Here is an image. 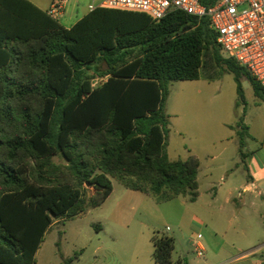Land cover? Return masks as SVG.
I'll use <instances>...</instances> for the list:
<instances>
[{"label": "trees", "instance_id": "trees-1", "mask_svg": "<svg viewBox=\"0 0 264 264\" xmlns=\"http://www.w3.org/2000/svg\"><path fill=\"white\" fill-rule=\"evenodd\" d=\"M210 49L241 101L243 76L264 100L249 72L223 58L207 18L101 8L68 29L30 0H0V264H37L54 220L100 206L112 179L159 204L197 201L200 161L169 159L166 105L172 82L199 80ZM102 62L109 78L93 88ZM152 243L156 264H186L173 261V237L155 233Z\"/></svg>", "mask_w": 264, "mask_h": 264}, {"label": "rangeland", "instance_id": "rangeland-1", "mask_svg": "<svg viewBox=\"0 0 264 264\" xmlns=\"http://www.w3.org/2000/svg\"><path fill=\"white\" fill-rule=\"evenodd\" d=\"M50 2L37 3L45 11ZM85 11L82 7L81 12ZM225 66L216 63L210 49L203 55L199 80L172 82L169 87L167 154L171 161L188 160L190 156L199 159L198 200L193 203L182 196L159 204L112 179L114 190L100 206L72 220H54L45 236L39 264H61L62 255L73 259V264H155V233L175 239L174 260L183 255L198 256L196 240L203 247L222 240L235 241L245 247L244 251L264 243V202L253 201L249 195L238 206L226 201L238 187L233 185L235 179L245 178L248 162L239 154L240 125L244 124L247 103L240 100L235 75ZM106 68L105 62L100 63L94 68L98 70L96 76ZM241 82L250 108L254 103L252 86L245 76ZM252 128L260 133L262 122L252 120ZM54 162L65 164L59 157ZM94 193L90 188L88 198ZM110 248L116 258L108 255ZM204 250L201 259L210 254Z\"/></svg>", "mask_w": 264, "mask_h": 264}, {"label": "built area", "instance_id": "built-area-1", "mask_svg": "<svg viewBox=\"0 0 264 264\" xmlns=\"http://www.w3.org/2000/svg\"><path fill=\"white\" fill-rule=\"evenodd\" d=\"M204 0H90L88 12L113 9L141 12L154 20H161L175 11L199 19L207 18L217 34V44L228 59L234 60L264 88V0H218L208 6ZM71 0H52L48 16L61 23L65 21ZM109 76H97L92 87L103 85ZM100 85V86H101ZM202 238L199 234L197 239ZM199 257L204 247L194 242Z\"/></svg>", "mask_w": 264, "mask_h": 264}, {"label": "crops", "instance_id": "crops-1", "mask_svg": "<svg viewBox=\"0 0 264 264\" xmlns=\"http://www.w3.org/2000/svg\"><path fill=\"white\" fill-rule=\"evenodd\" d=\"M30 1L40 7V5L37 3L38 0ZM89 2L90 0H71L70 9L67 12L65 21L62 23L63 26L69 29L74 26L77 22H79L85 15H87L89 13L87 9V5L89 4ZM82 7L86 8V11L84 13L81 12ZM241 83L243 89L245 90L244 83ZM249 83L251 84L250 81ZM253 95L254 103L253 105H251L250 108L248 100L246 102V98L243 102L247 103V108L244 112L245 115L243 122L244 125L248 128L247 135H245L244 140V157H242L240 153L239 146V154L241 158L248 162L245 168L246 175L243 180L235 179L233 185L238 184V187L235 188V191L229 193V196L226 200L227 203H234L237 206L240 205V201H242L245 195H249L253 201L260 200L264 202V100L255 94L254 89ZM252 120L262 122V130L260 133H255L253 131ZM217 192L218 190H216L215 194H217ZM235 192H237V195L235 194ZM43 245L44 243L42 244L36 256L37 264H39V255L43 250ZM204 247L208 253L210 252L208 257H206L205 259H201L203 257L198 256L193 257L191 255H183L176 260L173 259V261L176 262L181 259L184 260L186 264H264V243L259 247L250 249L248 251H244L245 247L240 246L237 242L228 240L214 242L212 245L208 244ZM107 252L108 255L112 256L113 258H116L113 249L110 248L107 250Z\"/></svg>", "mask_w": 264, "mask_h": 264}]
</instances>
